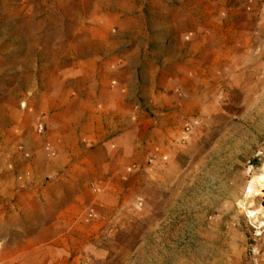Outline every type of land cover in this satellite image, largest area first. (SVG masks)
<instances>
[{"label":"rangeland","instance_id":"obj_1","mask_svg":"<svg viewBox=\"0 0 264 264\" xmlns=\"http://www.w3.org/2000/svg\"><path fill=\"white\" fill-rule=\"evenodd\" d=\"M122 99L125 150L58 146ZM56 162L85 200L3 220L0 264H264V0H0V173Z\"/></svg>","mask_w":264,"mask_h":264},{"label":"crops","instance_id":"obj_2","mask_svg":"<svg viewBox=\"0 0 264 264\" xmlns=\"http://www.w3.org/2000/svg\"><path fill=\"white\" fill-rule=\"evenodd\" d=\"M124 99L118 101L115 106H108L104 119L105 125L100 130L99 127H94V122H91L85 127H79V124L75 123L74 116L69 108L63 109L62 112L67 114L65 118L53 120L50 123L52 126V133L56 136V141L60 148L64 149L66 146L75 144V139L78 136L79 131H86L88 136V144L91 146L99 147V149H107L108 147L117 146L118 149H124V146H128L127 139L130 138V133L124 131L123 124L120 122V113L123 110V106H120ZM89 115V114H88ZM95 115V112L92 114ZM89 117V116H88ZM90 120V118H89ZM101 131V132H100ZM87 151V150H86ZM94 153H99L97 150H92ZM63 153L59 154V159ZM126 160H130V157H126ZM108 165H103L102 176L105 179L111 178V174L107 172ZM34 172L30 176L26 175L24 181L15 182V177L12 171H6L0 173V225L3 224V220H17L21 218H26L27 210H29L30 202H45V203H60L67 205H72L73 203H82L85 199L84 196L87 195V187L81 186L76 187L72 185L71 177L73 176L72 171L64 169L63 163L58 165V162L51 165L50 169H45L43 171ZM49 173L50 177L53 179L49 182V185L44 188H37L35 184L41 181L44 174ZM81 174V173H80ZM111 175V176H110ZM81 176V177H79ZM75 177L83 178L84 175H77ZM106 180V181H107ZM16 187H15V186ZM92 201L95 199L90 198Z\"/></svg>","mask_w":264,"mask_h":264},{"label":"bare ground","instance_id":"obj_3","mask_svg":"<svg viewBox=\"0 0 264 264\" xmlns=\"http://www.w3.org/2000/svg\"><path fill=\"white\" fill-rule=\"evenodd\" d=\"M259 176V175H258ZM252 181V180H251ZM255 181V180H254ZM256 182L258 183V189L253 186V183L248 187L245 196L247 201H239L238 206H240L242 209L246 210L249 214V217L252 218V220L259 222L260 226H264V203H261L258 207V210H254L253 208H250L251 205H253V199L257 195H263V192L261 189L264 188V175L259 176L256 179ZM259 187H262L259 189ZM259 213L261 215H259Z\"/></svg>","mask_w":264,"mask_h":264},{"label":"built area","instance_id":"obj_4","mask_svg":"<svg viewBox=\"0 0 264 264\" xmlns=\"http://www.w3.org/2000/svg\"><path fill=\"white\" fill-rule=\"evenodd\" d=\"M42 127V126H41Z\"/></svg>","mask_w":264,"mask_h":264}]
</instances>
